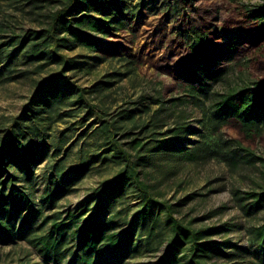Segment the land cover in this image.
<instances>
[{
	"label": "rangeland",
	"instance_id": "rangeland-1",
	"mask_svg": "<svg viewBox=\"0 0 264 264\" xmlns=\"http://www.w3.org/2000/svg\"><path fill=\"white\" fill-rule=\"evenodd\" d=\"M124 1L128 6L109 35L93 34L100 47L60 51L72 59L65 76L85 89L84 98L64 91L28 117L24 105L37 83L58 72L62 61L31 60L27 43L13 51L17 46L10 39L44 28L58 0H0V136L16 123L20 147L38 154L29 177L16 169L10 173L19 177L14 186L24 196L21 207L31 203L41 212L25 227L24 238L13 215L7 223L10 239L0 232V264H54L27 238L49 227H40L43 217L98 204L94 191L123 168L104 121L112 122L116 141L130 154L135 138L147 140L153 132L164 138L175 122L187 125L179 145L154 154L140 168L141 178L160 200L173 204L182 223L218 228L207 240L219 243L220 252H207L204 260L258 264L249 231L264 223V205L248 213L241 205L251 203L245 192L264 190V123L259 133L246 136L234 120L219 125L213 104L231 89L264 81V22L255 20L264 0H145L142 6ZM190 30L195 33L186 37ZM138 195L134 185L125 184L104 200V215L112 217L115 231L130 226ZM153 213L161 225L150 245L135 237L127 253H107L97 264H157L169 228L164 212ZM59 264L78 263L71 251Z\"/></svg>",
	"mask_w": 264,
	"mask_h": 264
},
{
	"label": "trees",
	"instance_id": "trees-1",
	"mask_svg": "<svg viewBox=\"0 0 264 264\" xmlns=\"http://www.w3.org/2000/svg\"><path fill=\"white\" fill-rule=\"evenodd\" d=\"M144 2L145 0H138L136 6H142ZM123 6H128L124 0H58L44 28L25 33L24 36L11 37L10 41L17 47L10 49L18 50L27 43L25 53L31 60L62 61L58 72L37 83L29 101L24 105L26 116L36 114L38 108L58 101L60 95H65L64 91H71L84 98L85 89L65 76V72L73 67L72 59L60 51H70L75 47L92 51L100 47L101 40L93 34L108 36L113 24L120 21ZM97 11L99 15L95 14ZM255 17V20L264 22V3ZM194 33V30H190L186 37H191ZM198 41L202 48L204 40L199 37ZM87 106L93 109V106ZM213 108L219 125H226L229 120H234L246 136L259 133V125L264 123V81H254L251 86L245 85L241 89H231L221 94ZM104 122L109 132L107 139L123 164L122 170L106 187L94 191V197L99 200L94 209L91 210L89 204L83 203L77 211L67 210L63 216L57 213L43 217L40 227L47 223L49 227L41 232L40 228L35 229L38 232L27 238V241L39 249L46 262L59 264L72 251L78 264H97L99 258L107 253L111 256L127 253L135 237L139 236L146 245H150L157 237L161 225L158 214L153 213V209H156L165 213L164 225L169 228V237L157 264H216L207 262L204 258H207V252H220L219 243L207 240L218 228L195 229L188 223H182L174 216L173 204L160 200L141 178L140 168L147 165L154 154L179 145L182 135L190 130L188 126L178 121L166 131L167 136L164 138L156 137L155 132L147 140L135 138L131 143L134 153L130 154L116 141L112 122ZM20 128L21 126L16 127V123H11L0 136V232L7 240L11 236L7 232V223L15 219L14 216L18 219L22 238L25 237V227L41 217L40 210L31 203H24L21 207L24 196L14 186V181L19 177L10 173L16 169L21 176L29 177L31 165L39 159L38 154L30 148L20 147ZM248 154L252 155L251 152ZM184 155L189 160L196 159L194 152ZM125 184L134 185L139 192L138 207L130 226L115 231L112 228V217L104 215L105 207L108 206L104 200L117 196ZM245 198L250 199L251 203L249 206L241 205L244 212L248 213L252 207L254 210L259 209L264 205V190L245 192ZM22 209L25 210L23 216ZM249 233L255 246L252 255L258 264H264V223L252 226ZM69 241L74 243L68 245Z\"/></svg>",
	"mask_w": 264,
	"mask_h": 264
}]
</instances>
